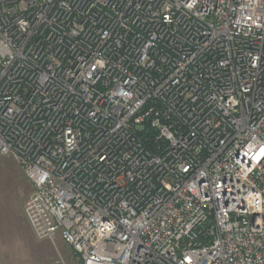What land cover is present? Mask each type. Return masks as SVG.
<instances>
[{"label":"built area","instance_id":"2783aa9c","mask_svg":"<svg viewBox=\"0 0 264 264\" xmlns=\"http://www.w3.org/2000/svg\"><path fill=\"white\" fill-rule=\"evenodd\" d=\"M0 154L79 264H264V0H0Z\"/></svg>","mask_w":264,"mask_h":264},{"label":"rangeland","instance_id":"374dc122","mask_svg":"<svg viewBox=\"0 0 264 264\" xmlns=\"http://www.w3.org/2000/svg\"><path fill=\"white\" fill-rule=\"evenodd\" d=\"M33 187L16 161L0 154V264H79L61 238L36 237L25 205Z\"/></svg>","mask_w":264,"mask_h":264}]
</instances>
